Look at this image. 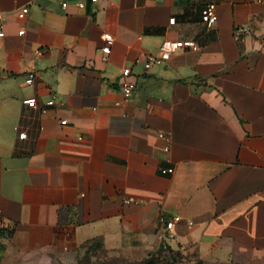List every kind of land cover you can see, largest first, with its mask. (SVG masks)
I'll return each instance as SVG.
<instances>
[{"label": "crops", "instance_id": "0c3cea01", "mask_svg": "<svg viewBox=\"0 0 264 264\" xmlns=\"http://www.w3.org/2000/svg\"><path fill=\"white\" fill-rule=\"evenodd\" d=\"M0 15V264L69 263L95 239L137 261L264 263V0H0ZM166 39L198 49L145 70Z\"/></svg>", "mask_w": 264, "mask_h": 264}, {"label": "built area", "instance_id": "2783aa9c", "mask_svg": "<svg viewBox=\"0 0 264 264\" xmlns=\"http://www.w3.org/2000/svg\"><path fill=\"white\" fill-rule=\"evenodd\" d=\"M91 3H95L98 0H89ZM74 4L76 7L82 9L86 6V0H74ZM68 6L67 1H63L61 3L62 8H66ZM28 13V7H22L18 13L19 17H24ZM1 19V15H0ZM200 19L201 22L206 26V27H211L216 24L218 15H217V5L214 2H208L203 7L201 8L200 11ZM175 20L174 17L169 19L170 23H173ZM3 35L2 30H0V36ZM104 40L105 44L101 48V52L103 53V58H106V55L110 51V45L113 41L112 36L110 33H105L104 34ZM182 48H188L191 50H197L198 46L196 42L192 39H187V40H172V39H166L162 42L159 52L157 54H151L148 53L144 57V69L149 70L150 68L154 66H159L163 64L165 61L169 59L171 55L176 53L179 49ZM131 72L129 67H125L123 69V74L124 75H129ZM36 73H28L27 78L25 80L26 84H32L34 79H35ZM136 88L135 82L131 80H125L121 86V93L124 99H128L133 91ZM24 104H26L28 107H35L36 105V100L34 97L26 98L23 100ZM54 103V98L52 97L47 101V105H52ZM61 124H65L67 122L66 119H62ZM164 152L168 153L169 148L167 146L164 147ZM174 171L173 167H168V168H162L161 173H172ZM180 217L178 215L173 216L170 219H165L162 218V223L164 225V228L167 230L168 233H171L172 229L174 228V225L177 221H179ZM1 224V221H0Z\"/></svg>", "mask_w": 264, "mask_h": 264}, {"label": "rangeland", "instance_id": "374dc122", "mask_svg": "<svg viewBox=\"0 0 264 264\" xmlns=\"http://www.w3.org/2000/svg\"><path fill=\"white\" fill-rule=\"evenodd\" d=\"M88 247L90 248V252L87 253ZM144 260L149 261L148 264H198L195 260L193 263H189L191 259L176 258L168 255L153 256ZM142 261L132 260L129 257L119 255L117 252L97 247L95 242H91V244H87L84 250L76 255L74 261L69 263L59 261L56 264H146Z\"/></svg>", "mask_w": 264, "mask_h": 264}, {"label": "trees", "instance_id": "16d2710c", "mask_svg": "<svg viewBox=\"0 0 264 264\" xmlns=\"http://www.w3.org/2000/svg\"><path fill=\"white\" fill-rule=\"evenodd\" d=\"M91 242H95L97 247L99 246V247L103 248L101 240H99V239H95V240L89 241L87 244H91ZM87 244H86L85 246H87ZM87 250H88L87 253L90 252V248H89V247H88ZM151 257H152V256H151ZM147 258H149V257H147ZM147 258H145V259H147ZM142 262H144V263H146V264L149 263V261L144 260V259H143Z\"/></svg>", "mask_w": 264, "mask_h": 264}]
</instances>
